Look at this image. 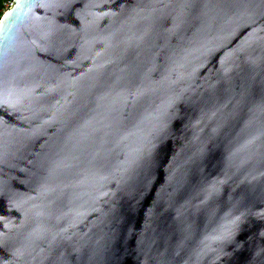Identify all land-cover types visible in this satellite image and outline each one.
<instances>
[{"label": "water", "instance_id": "water-1", "mask_svg": "<svg viewBox=\"0 0 264 264\" xmlns=\"http://www.w3.org/2000/svg\"><path fill=\"white\" fill-rule=\"evenodd\" d=\"M0 264H264V0H14Z\"/></svg>", "mask_w": 264, "mask_h": 264}, {"label": "rangeland", "instance_id": "rangeland-1", "mask_svg": "<svg viewBox=\"0 0 264 264\" xmlns=\"http://www.w3.org/2000/svg\"><path fill=\"white\" fill-rule=\"evenodd\" d=\"M9 1H10V0H5L4 3H3V7H4V8H3V11H2L3 14H4L7 10H9V7H10V3H9Z\"/></svg>", "mask_w": 264, "mask_h": 264}, {"label": "trees", "instance_id": "trees-1", "mask_svg": "<svg viewBox=\"0 0 264 264\" xmlns=\"http://www.w3.org/2000/svg\"><path fill=\"white\" fill-rule=\"evenodd\" d=\"M5 0H0V20H1V17L3 16V3H4Z\"/></svg>", "mask_w": 264, "mask_h": 264}, {"label": "built area", "instance_id": "built-area-1", "mask_svg": "<svg viewBox=\"0 0 264 264\" xmlns=\"http://www.w3.org/2000/svg\"><path fill=\"white\" fill-rule=\"evenodd\" d=\"M9 3H10V7H9V9H10L14 4V0H10Z\"/></svg>", "mask_w": 264, "mask_h": 264}]
</instances>
